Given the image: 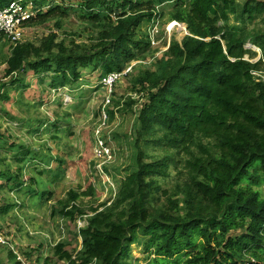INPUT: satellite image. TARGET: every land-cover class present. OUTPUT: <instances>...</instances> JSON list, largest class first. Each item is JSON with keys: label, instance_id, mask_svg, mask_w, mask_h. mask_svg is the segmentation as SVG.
<instances>
[{"label": "trees", "instance_id": "obj_1", "mask_svg": "<svg viewBox=\"0 0 264 264\" xmlns=\"http://www.w3.org/2000/svg\"><path fill=\"white\" fill-rule=\"evenodd\" d=\"M13 1L0 0V9ZM29 1L35 16L26 27L55 19L61 29L76 13L84 26L80 34L89 32V40L79 43L75 36L80 35L72 32L58 42L52 32L36 46L1 37L0 65H6L11 81L0 83V102L11 99L10 89L22 96L30 73L41 83L48 79L52 91L75 86L84 70L103 80L146 61L152 38L143 27L163 5L171 6L172 22L189 32L182 43L172 40L151 68L138 65L130 76L133 94L146 102L133 133L135 164L126 170L112 204L91 208L90 216L77 204L80 195L70 193L60 203V215L75 224L90 216L79 230L81 249L61 241L51 258H38L37 264H136L131 261L136 243L155 255L149 264H245L248 258L264 264V28H249V23L264 25V0L243 5L239 0ZM232 16L238 25L230 24ZM248 44L261 51L259 60ZM134 95L123 104V115L133 114L139 104ZM107 116L110 123L116 118L115 112ZM21 146H11L19 149L14 156L23 163L20 173L38 155L35 148ZM149 149L161 156L150 157ZM171 166L179 177L164 187L160 179L170 177ZM21 176L0 171L17 192L24 186ZM33 252L23 255L30 259ZM8 256L11 264H22L14 252Z\"/></svg>", "mask_w": 264, "mask_h": 264}, {"label": "rangeland", "instance_id": "obj_2", "mask_svg": "<svg viewBox=\"0 0 264 264\" xmlns=\"http://www.w3.org/2000/svg\"><path fill=\"white\" fill-rule=\"evenodd\" d=\"M239 2L243 5L246 0ZM171 10L168 4L158 7L157 18L143 27V30L150 32L152 51L146 61L134 62L125 69L124 72L129 68L131 71L124 74L114 87L112 105L106 109L108 113L115 112L116 118L111 123L109 118L107 122H103L102 118L108 91L101 85L103 80L99 78V73L91 69L82 71V80L75 86L52 91L48 79L41 83L30 73L26 76V83L30 87L24 90L22 96L19 94L21 91L10 89L11 99L0 102V171L22 173L21 181L24 183L17 192L15 189L11 190L15 182L8 183L0 178V185L4 187L0 190V238L5 240H0V264H11L9 252H14L22 264H37L38 258H51L53 247L61 241H68L80 251L82 239L79 230L88 225L91 208H98L106 202L108 206L112 204L121 179L127 175L126 170L135 164L133 133L137 127L138 109L146 102L142 96L133 94V77L130 76L137 74L134 68L138 65L151 68L169 50L172 40L182 43L189 35L184 24L172 22ZM27 11L34 15L32 8ZM71 15L63 20L61 29L55 27V19L45 26L26 27L23 24L19 31L21 42L40 46L41 40L52 32L59 36L58 42L64 40L66 33L72 32L83 36H75L77 42L88 41L89 32L80 34L84 29L81 19L76 13ZM230 24L238 25L234 16L231 17ZM249 28H264V25L259 22L249 23ZM71 41H68L69 46H72ZM5 42L6 40L1 43ZM247 49L258 53L254 61L261 56V51L255 46L248 44ZM4 51L8 54L9 47ZM5 72L6 65H0V83L11 81V77H6ZM132 95L139 99V104L133 109V114L123 115L120 110ZM114 102H119L121 106L117 107ZM102 124H106L102 139L106 140L113 153V160L110 162L99 159L95 152L98 142L96 133L102 128ZM35 129L37 131L34 133ZM126 134L129 136H125ZM14 144L22 145L21 149L25 145L38 151L37 157L26 164L21 173L19 168L23 163L18 164L15 160L14 155L19 149H11ZM148 154L150 157H159L161 151L149 149ZM105 167L109 173L105 172ZM169 174L167 180L160 179V184L164 187L172 186L179 177L174 166L170 167ZM31 179L34 183L28 189L26 187L31 184ZM25 189L29 192L25 193ZM41 192L45 193V198L39 196ZM72 192L80 195L77 204L83 206L90 215L78 219L76 224L60 215V203L68 201ZM30 250L34 251L31 258H25L24 253ZM154 258L155 255L147 252L142 244L131 246L132 262L149 264ZM250 259L252 258L246 260Z\"/></svg>", "mask_w": 264, "mask_h": 264}, {"label": "built area", "instance_id": "obj_3", "mask_svg": "<svg viewBox=\"0 0 264 264\" xmlns=\"http://www.w3.org/2000/svg\"><path fill=\"white\" fill-rule=\"evenodd\" d=\"M28 8H32L34 11V5L33 2L29 0H14L9 6L6 7V9H0V40L1 37L5 36L7 39L11 40V43H17L21 42V35H20V28L25 22L31 20L35 16L30 15L27 11ZM176 24V23H175ZM5 38H2V42L5 41ZM131 71V68L128 69V71L124 73H113L107 76L103 81L101 82V85L103 88L108 91V93L105 95L104 99V107H103V122H107L108 116L106 109L112 105V94L113 89L117 85V83L121 80L122 76L128 72ZM259 76V75H257ZM102 122V123H103ZM107 124V123H106ZM102 124V128H100L97 133V147H96V154L100 157L99 159H104L105 162H110L113 160V153L112 150L108 147L106 140L102 139V131L103 128L106 126ZM1 242L3 241L2 238H0ZM255 262L254 259H251L250 261L246 262L245 264H251Z\"/></svg>", "mask_w": 264, "mask_h": 264}, {"label": "water", "instance_id": "obj_4", "mask_svg": "<svg viewBox=\"0 0 264 264\" xmlns=\"http://www.w3.org/2000/svg\"><path fill=\"white\" fill-rule=\"evenodd\" d=\"M188 35V34H187ZM259 52H260V50L258 49V48H256ZM259 60V59H258Z\"/></svg>", "mask_w": 264, "mask_h": 264}]
</instances>
